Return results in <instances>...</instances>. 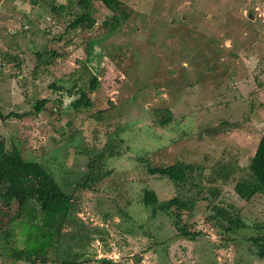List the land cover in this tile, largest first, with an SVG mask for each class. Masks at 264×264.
<instances>
[{"label": "rangeland", "instance_id": "1", "mask_svg": "<svg viewBox=\"0 0 264 264\" xmlns=\"http://www.w3.org/2000/svg\"><path fill=\"white\" fill-rule=\"evenodd\" d=\"M78 1L20 0L7 36L30 35V49H0V136L52 176L65 216L55 248L34 264H264L249 241L261 235L264 193L245 202L233 192L264 129V0H118L126 18L112 32L111 14L88 0L93 25L73 32ZM49 51L45 66L35 62ZM81 94L88 106L73 109ZM175 163L188 166L182 184L146 172ZM99 170L90 188L77 186ZM172 198L196 201L161 208ZM217 210L225 218L210 219ZM40 216L0 202V264H29L13 254L46 243ZM226 218L238 222L228 233ZM175 224L199 234L184 238Z\"/></svg>", "mask_w": 264, "mask_h": 264}, {"label": "trees", "instance_id": "2", "mask_svg": "<svg viewBox=\"0 0 264 264\" xmlns=\"http://www.w3.org/2000/svg\"><path fill=\"white\" fill-rule=\"evenodd\" d=\"M87 1L79 0L77 5L80 7L81 12L77 14L69 24V28L74 30L80 26H92L93 21L89 18L87 13ZM101 5L111 14L110 22L103 23L104 26H108V32L115 30L116 26L126 18V14L122 9V4L118 0H97ZM65 7L58 6L55 10L59 12L63 11ZM60 14V13H59ZM53 53L35 52V62L39 65H46V60L52 56ZM37 64V65H38ZM95 79L90 81V90H94ZM48 103V100L41 98L32 104V114L37 115L43 107ZM73 109H79L80 107H87L88 101L85 99V95L81 94L76 100L72 102ZM7 116L20 118L19 115L9 113ZM170 116H166L165 119H160L158 124L165 126L170 121ZM99 162V158L96 159ZM93 163L89 165L92 168ZM91 171V170H90ZM188 166L175 163L167 167H150L146 165V172L150 176H158L165 178L174 185L182 184L186 181ZM246 177L238 180L233 186V192L239 200L249 201L255 194L264 193V129L257 141L256 147L252 155L247 159L246 163ZM102 176V172L99 170L94 175L85 174V179L79 185L80 188H90L94 181H99ZM58 185L52 176L37 162L26 161L21 157L19 150L10 145L6 148L2 136H0V202L5 204H14L17 211H21L24 207H30V212L38 211L40 213L41 227L44 230L43 235L47 239L46 243L38 249L25 247L22 250L15 251L13 257L17 260L34 264V259H38L41 263H44V255L48 249L55 248V243L58 241L59 227L64 221L65 216L58 213L55 208ZM205 200V198H202ZM196 199L179 200L177 198L170 199L163 207L169 209L174 207L177 210L191 207L195 203ZM141 203L145 207L153 208L157 205V199L153 191L144 189L141 197ZM225 213L222 210H217V215L211 217L219 218L224 217ZM225 218V217H224ZM226 225L223 226V231L228 233L233 230V227L238 225L237 220L226 218ZM38 226V225H36ZM177 231L189 240H193L199 233H188L182 228H179L177 224L174 225ZM220 227H222L220 225ZM256 231H259L261 235L249 239V241L257 248V256L264 258V223L263 225H256ZM34 238L30 237V240ZM35 242V241H34ZM137 259L135 262H138ZM97 264H128L124 262H114L110 259H99Z\"/></svg>", "mask_w": 264, "mask_h": 264}, {"label": "crops", "instance_id": "3", "mask_svg": "<svg viewBox=\"0 0 264 264\" xmlns=\"http://www.w3.org/2000/svg\"><path fill=\"white\" fill-rule=\"evenodd\" d=\"M20 3H21L20 0H0V38L4 37V38H7L9 41V42L8 41L4 42L3 40L0 39V41L2 42V43L0 42L1 43L0 49L3 48L6 53L14 54V55H18V56H19V53L21 50L20 46H22L24 51H27V49H30V35H27L26 36L27 39H25L23 37L18 38V37L10 36V35L7 36V33H10L13 30V28L15 27L14 21H16L18 14L21 13L19 11V6H21ZM60 4L61 3L57 4L56 2H54L53 8L56 9V7L62 6ZM62 4H64V2ZM23 8H24V5H23ZM36 8L37 7L35 6L34 9H36ZM25 15L30 20V5L29 4L26 8V14ZM25 28H26V26L22 27V29H25ZM73 32H74V30H73ZM12 33L14 34L15 32L12 31L10 34H12ZM32 40L37 41L38 44L40 43V41L37 37H33Z\"/></svg>", "mask_w": 264, "mask_h": 264}]
</instances>
